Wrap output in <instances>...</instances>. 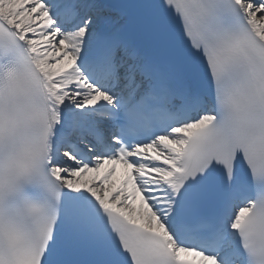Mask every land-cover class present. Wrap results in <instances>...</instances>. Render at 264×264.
Masks as SVG:
<instances>
[{
	"label": "snow or ice",
	"instance_id": "1",
	"mask_svg": "<svg viewBox=\"0 0 264 264\" xmlns=\"http://www.w3.org/2000/svg\"><path fill=\"white\" fill-rule=\"evenodd\" d=\"M0 264H264V0H0Z\"/></svg>",
	"mask_w": 264,
	"mask_h": 264
}]
</instances>
